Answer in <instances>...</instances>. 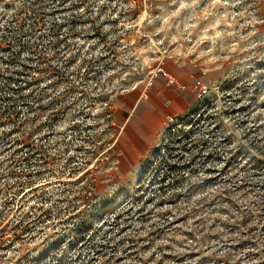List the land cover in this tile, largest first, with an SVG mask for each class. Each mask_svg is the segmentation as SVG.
Masks as SVG:
<instances>
[{"label": "rangeland", "instance_id": "rangeland-1", "mask_svg": "<svg viewBox=\"0 0 264 264\" xmlns=\"http://www.w3.org/2000/svg\"><path fill=\"white\" fill-rule=\"evenodd\" d=\"M158 60L191 106L123 184ZM0 264H264V0H0Z\"/></svg>", "mask_w": 264, "mask_h": 264}, {"label": "crops", "instance_id": "crops-1", "mask_svg": "<svg viewBox=\"0 0 264 264\" xmlns=\"http://www.w3.org/2000/svg\"><path fill=\"white\" fill-rule=\"evenodd\" d=\"M186 86L191 82L192 73L180 67L165 68ZM186 90L173 89L159 78L143 89L124 94L113 104L116 118L120 122L117 139L118 165L121 173L120 183L129 180L132 173L155 152L162 133L170 119H180L190 109Z\"/></svg>", "mask_w": 264, "mask_h": 264}, {"label": "built area", "instance_id": "built-area-1", "mask_svg": "<svg viewBox=\"0 0 264 264\" xmlns=\"http://www.w3.org/2000/svg\"><path fill=\"white\" fill-rule=\"evenodd\" d=\"M200 73L205 74V70L201 69ZM162 78L166 84L168 86L171 87H175L178 90H185L186 86L182 83H180V81L178 80L177 77H175L174 75L170 74L164 67V65L162 64V61L158 60L156 65L152 68V70L150 71V75H149V81H148V86L152 84V82L156 79V78ZM197 89L199 90V92L204 93L205 92V87L203 85L200 84L199 80L195 81ZM173 121V119L169 120V123H171Z\"/></svg>", "mask_w": 264, "mask_h": 264}, {"label": "trees", "instance_id": "trees-1", "mask_svg": "<svg viewBox=\"0 0 264 264\" xmlns=\"http://www.w3.org/2000/svg\"><path fill=\"white\" fill-rule=\"evenodd\" d=\"M8 79V78H7ZM23 184H21L19 187H21Z\"/></svg>", "mask_w": 264, "mask_h": 264}]
</instances>
